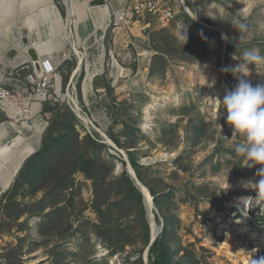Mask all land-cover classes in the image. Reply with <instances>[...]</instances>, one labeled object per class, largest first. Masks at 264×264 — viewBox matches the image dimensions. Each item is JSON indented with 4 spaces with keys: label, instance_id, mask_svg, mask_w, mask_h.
I'll return each instance as SVG.
<instances>
[{
    "label": "rangeland",
    "instance_id": "1",
    "mask_svg": "<svg viewBox=\"0 0 264 264\" xmlns=\"http://www.w3.org/2000/svg\"><path fill=\"white\" fill-rule=\"evenodd\" d=\"M80 3L0 0L1 85L26 94L37 61L57 67L47 101L37 106L35 135L0 113V148H12L0 159V264H144L148 208L131 189L121 153L137 163L154 223L162 226L148 264H162V256L165 264H253L264 257V238L249 236H264V191L257 197L255 190L262 166L234 151L243 137L214 100L238 78L264 82V64L222 71L241 64L246 50L264 55V0H179L174 21L151 22L143 32L139 24L100 26L94 8L96 27L80 43L76 72L78 58L55 26L71 8L69 38L77 41ZM69 95L94 124V138ZM239 196L254 204L237 205Z\"/></svg>",
    "mask_w": 264,
    "mask_h": 264
},
{
    "label": "built area",
    "instance_id": "2",
    "mask_svg": "<svg viewBox=\"0 0 264 264\" xmlns=\"http://www.w3.org/2000/svg\"><path fill=\"white\" fill-rule=\"evenodd\" d=\"M178 2L179 0H124L121 10L113 11V19L110 16L108 22L116 29L119 26L130 28L132 24L137 23L141 26V32L149 28L151 22L167 27L177 18L180 6ZM56 68L54 62L49 59L37 61V67L35 65L33 74L29 76L32 86L26 94L9 90L0 83V113L5 114L14 124H21L29 134L35 135L37 127L34 123V116L37 113V106L40 107L43 102L47 101ZM79 68H81V62L78 63L77 69ZM72 110L75 113L73 108ZM82 114L85 113L82 112ZM85 125L88 133L94 138L93 133L97 132L94 124L89 120V123Z\"/></svg>",
    "mask_w": 264,
    "mask_h": 264
},
{
    "label": "clouds",
    "instance_id": "3",
    "mask_svg": "<svg viewBox=\"0 0 264 264\" xmlns=\"http://www.w3.org/2000/svg\"><path fill=\"white\" fill-rule=\"evenodd\" d=\"M183 37L185 43L187 36ZM239 59L241 64L232 69L225 67L222 71L237 73L249 64H264V55L258 49L244 51ZM214 100L226 110L225 120L232 127L233 134L239 133L243 137V142L237 144L234 151L251 162L250 166L261 165L258 175L264 173V82L253 85L247 79L238 78L233 88L226 89L222 98L216 97ZM259 176L260 179L255 184L257 197L264 191V175ZM253 264H264V257L253 260Z\"/></svg>",
    "mask_w": 264,
    "mask_h": 264
},
{
    "label": "bare ground",
    "instance_id": "4",
    "mask_svg": "<svg viewBox=\"0 0 264 264\" xmlns=\"http://www.w3.org/2000/svg\"><path fill=\"white\" fill-rule=\"evenodd\" d=\"M65 2V4L66 5H68L67 4V1H64ZM87 2V1H86ZM90 2H93V0H89V2H87L89 5H90ZM123 4H124V0H123V3H122V5L121 6H119V7H116V6H114L113 5V3H112V0H111V10L113 9V11L114 12H118V11H120L121 10V8H122V6H123ZM75 5H77V4H75ZM105 5V3L102 5H90L91 7H89L88 6V11H89V13H90V15H92V10L94 9V8H92V7H98V6H104ZM78 6V5H77ZM107 6V5H106ZM106 6H104L103 8L101 7V8H99L98 7V9H95V10H99V13H103V15L102 16H104V18L100 21V26H104V24L105 23H107L108 21H109V18H110V12H108L107 10V7ZM94 10V11H95ZM76 12V11H75ZM74 12V13H75ZM72 14H73V12H72V9L71 8H68V12H67V18H66V20H65V23L63 24L64 25V36L65 37H67L68 38V40H69V42H70V44H71V46H72V48H73V51H74V53H75V55L77 56V58H78V63L79 62H82V54H80V52L78 51V48H79V46H80V43L83 41V40H85L86 38H81V37H79L78 36V26H80L81 24V22H82V20H81V18L78 20V25H77V36H78V40L77 41H72L70 38H69V32H68V27H69V24L72 22ZM56 15V19H61V17H59V15L56 13L55 14ZM78 17V16H77ZM84 19V18H83ZM93 20V19H92ZM80 24V25H79ZM137 24V23H136ZM133 25H135V24H132L131 26H133ZM130 26V27H131ZM86 27H87V25H86ZM95 28V27H94ZM82 29V28H81ZM85 31V30H84ZM86 37V36H85ZM49 44V43H48ZM37 45H38V43H36V45H35V49L38 51V47H37ZM51 45V44H50ZM34 47V46H33ZM38 53H39V51H38ZM24 62H29V58L28 57H25L24 58ZM78 68V67H77ZM80 70V68L79 69H77V71H79ZM57 92L59 93V82H58V80H57ZM68 100H69V102H70V104H71V106H72V108L74 109V111H75V113L79 116V118L83 121V123L84 124H88L89 123V118L88 117H86L85 115H83L82 114V112H81V108L79 107V104H78V101H77V99H76V97L74 96V95H69L68 96ZM150 108H151V106L150 105H147L146 107H145V109L143 110V114H144V116H145V119L146 120H148V119H150ZM107 141H108V143H110V144H114L111 140H108V139H106ZM115 145V144H114ZM6 152H8V153H10L11 154V147H1L0 148V157L1 158H3L4 157V153H6ZM29 154V151L25 154V156L26 155H28ZM25 156H23V158L25 157ZM13 178V174L12 173H8V175H7V181L9 182L11 179ZM141 190H142V192L144 193V201H145V206H146V210H147V208H148V211H147V213H148V215H149V219H150V225H151V234H152V236H155L157 233H158V231H159V228L157 227V225L152 221V217H151V207H152V203H151V195L150 194H148L147 193V191L144 189V188H141ZM248 198H251V197H248V196H239V197H237L236 198V204L237 205H242L244 208H246V207H249L250 206V204L254 201V200H252V198H251V200H248ZM253 204H254V202H253ZM226 228H227V230H229V225H227L226 226ZM239 229H240V232L241 233H248L247 231V228L246 227H244V226H240L239 227ZM225 230V229H224ZM226 233H228L227 231H226ZM223 234H225V232L223 233ZM249 236H250V238L252 239V240H256L257 238H258V240H260V241H262L263 240V238H264V236L263 235H259V234H257V233H255V232H253V233H251V234H249ZM225 249L227 250V248L225 247Z\"/></svg>",
    "mask_w": 264,
    "mask_h": 264
},
{
    "label": "crops",
    "instance_id": "5",
    "mask_svg": "<svg viewBox=\"0 0 264 264\" xmlns=\"http://www.w3.org/2000/svg\"><path fill=\"white\" fill-rule=\"evenodd\" d=\"M76 2L77 1H79V0H75ZM83 3H80V4H77V5H80L81 6V9H82V15H83V18H81V20H82V22L80 23L81 25H83V26H78V36L79 37H81V38H87L94 30H95V28L94 27H96L95 26V23H94V20H92L93 19V12H92V15H90V13H89V11H88V5H87V2L89 1V0H81ZM87 1V2H86ZM112 3H113V5L114 6H116V7H119V6H121L122 5V3H123V0H112ZM83 7V8H82ZM99 8H101L102 6H98ZM98 7H92V8H96V9H98ZM104 7V6H103ZM102 7V8H103ZM107 7V9L109 8V10H107L108 12H110V9H111V7H109V6H106ZM99 12V10H95V14H94V16H95V21H96V23H100V21L103 19V13H98ZM61 20V19H60ZM60 20H58V21H60ZM89 21V22H88ZM58 24H59V26H55V29L56 28H58V29H56L57 30V32H60L61 30H62V32H63V34H64V25H62V22L61 23H59L58 22ZM79 24V25H80ZM86 25H87V27H86ZM136 25V24H135ZM82 28V29H81ZM54 29V30H55ZM85 30V31H84ZM55 33V32H54ZM56 34V33H55ZM86 36V37H85ZM38 43V45H37V47H38V51H39V54H41L40 52H42V53H45V51H46V48H45V45L44 44H42L41 42H37ZM40 44V45H39ZM12 149V148H11ZM12 151V150H11ZM9 155H11L10 153H8V152H6V153H4V157L3 158H1L0 157V159H4V158H6V157H8ZM10 173V172H9Z\"/></svg>",
    "mask_w": 264,
    "mask_h": 264
},
{
    "label": "water",
    "instance_id": "6",
    "mask_svg": "<svg viewBox=\"0 0 264 264\" xmlns=\"http://www.w3.org/2000/svg\"><path fill=\"white\" fill-rule=\"evenodd\" d=\"M105 3V0H93V2H90V5H103ZM111 147H113L114 149H116L118 152H120L121 153V151H119L115 146H114V144H109ZM122 154V156H123V160H124V162L126 163V171H127V173L130 175V179H131V181H134L135 183H134V186L136 187V188H138V190L140 191V193L142 194V196H143V198H144V193L142 192V190H141V188H144L146 191H147V193L148 194H150V192H149V190L146 188V187H144L140 182H139V180L137 179V177H136V174H135V171H134V169H133V167L131 166V163L129 162V160H128V158H127V156L124 154V153H121ZM145 202V201H144ZM151 203H153L152 202V198H151ZM151 217H152V221L154 222V216H153V214H152V209H151ZM150 229H151V226H150ZM161 230H162V226L159 228V231H158V233L155 235V236H152V234L150 233V241H149V245H148V247H147V249H146V251H145V253H144V264H148V262H147V254H148V251H149V249L151 248V246L153 245V243L155 242V240H156V237H157V235L161 232Z\"/></svg>",
    "mask_w": 264,
    "mask_h": 264
},
{
    "label": "trees",
    "instance_id": "7",
    "mask_svg": "<svg viewBox=\"0 0 264 264\" xmlns=\"http://www.w3.org/2000/svg\"><path fill=\"white\" fill-rule=\"evenodd\" d=\"M131 166L133 167V169H134L135 172L138 171L137 163L134 160H132V159H131ZM131 189H132L133 192L135 191V193L138 196V198H141L142 197V195H140L138 192H136V188L133 185H131ZM157 244H158V240H156L153 243L151 249L154 248ZM162 260H163V263L162 264H165L166 263V257L165 256H162ZM153 264H158V263L157 262H154Z\"/></svg>",
    "mask_w": 264,
    "mask_h": 264
}]
</instances>
